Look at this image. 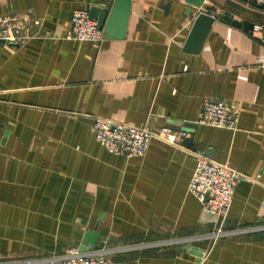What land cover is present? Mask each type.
Returning a JSON list of instances; mask_svg holds the SVG:
<instances>
[{
    "label": "crops",
    "instance_id": "1",
    "mask_svg": "<svg viewBox=\"0 0 264 264\" xmlns=\"http://www.w3.org/2000/svg\"><path fill=\"white\" fill-rule=\"evenodd\" d=\"M92 1L0 0V19L16 23L12 39L0 27V264H38L85 239L110 264H264V7L131 0L122 39H66ZM199 11L215 20L186 53ZM204 100L233 108L236 129L197 124ZM96 117L187 137L112 154ZM193 150L252 178L236 183L222 225L239 231L166 245L215 227L188 191Z\"/></svg>",
    "mask_w": 264,
    "mask_h": 264
},
{
    "label": "built area",
    "instance_id": "2",
    "mask_svg": "<svg viewBox=\"0 0 264 264\" xmlns=\"http://www.w3.org/2000/svg\"><path fill=\"white\" fill-rule=\"evenodd\" d=\"M245 5L254 4L264 7V0H239ZM0 27L6 39H12L11 30L16 27L11 19H0ZM105 34L88 9H75L70 17V25L65 38L75 41L100 42ZM264 65V53L259 58ZM238 114L228 104L204 100L197 124L216 128L236 129ZM92 132L101 145L110 153L127 157H141L145 154L149 141L158 138L170 145H176L179 138H186L187 133L172 131L166 126L155 131L149 126L114 121L104 117H96L92 123ZM196 157L195 168L190 178L188 191L201 204L202 210L214 217L215 227L199 237H185L165 240L161 243L190 242L195 239H208L211 244L222 236L230 235L239 230H224L223 221L229 210L233 189L239 181L251 180L249 176L238 172L224 163L208 159L202 151L193 150ZM102 249L84 250L72 246L61 253H52L46 257L29 261L38 264H110Z\"/></svg>",
    "mask_w": 264,
    "mask_h": 264
},
{
    "label": "water",
    "instance_id": "3",
    "mask_svg": "<svg viewBox=\"0 0 264 264\" xmlns=\"http://www.w3.org/2000/svg\"><path fill=\"white\" fill-rule=\"evenodd\" d=\"M194 8L202 4V0H184ZM131 0H94L88 7L89 14L94 18L102 29L107 39H122L125 35L126 25L130 13ZM215 18L203 11H199L194 17L186 41L182 50L186 53H198L204 40L214 22ZM226 20L236 27L244 30L250 28V23L246 21H234L228 17ZM86 235H91L86 233ZM85 239L83 245L79 247L81 251L88 250ZM100 248L99 245L94 246Z\"/></svg>",
    "mask_w": 264,
    "mask_h": 264
}]
</instances>
